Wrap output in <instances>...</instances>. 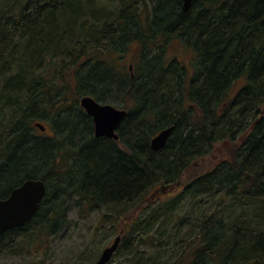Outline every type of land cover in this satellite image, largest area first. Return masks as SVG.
<instances>
[{
    "label": "trees",
    "instance_id": "16d2710c",
    "mask_svg": "<svg viewBox=\"0 0 264 264\" xmlns=\"http://www.w3.org/2000/svg\"><path fill=\"white\" fill-rule=\"evenodd\" d=\"M181 6L0 0V199L26 180L46 185L37 212L0 236V255L30 229L47 238L65 230L74 205L81 215L102 213V225H123L118 250L135 243L127 264H159L150 255L184 225L189 242L172 247L180 264H264V0H196L185 13ZM170 47L187 59L167 61ZM131 48L135 74L107 60ZM83 96L126 111L118 141L94 137ZM42 121L52 136L37 135ZM167 128L166 145L152 151L151 138ZM221 143L233 144L228 158L168 201L146 204L154 187L179 186ZM198 197L217 202L205 219L192 218ZM222 204L233 219L220 216Z\"/></svg>",
    "mask_w": 264,
    "mask_h": 264
},
{
    "label": "rangeland",
    "instance_id": "374dc122",
    "mask_svg": "<svg viewBox=\"0 0 264 264\" xmlns=\"http://www.w3.org/2000/svg\"><path fill=\"white\" fill-rule=\"evenodd\" d=\"M153 54V51H151L148 56L153 57ZM178 56L183 59H187L188 57L184 52H182L181 56L179 50L177 51L172 47L169 49L167 48L163 53V57H165L167 61H170V58H177ZM61 59L62 58L59 60L61 61ZM107 60L114 66L115 64L113 61H116L118 62V67H123L127 70L130 67L131 70L129 69V71L135 74L138 53L134 48L124 49L121 54L115 53L110 55ZM117 66L115 67L118 68ZM102 69L105 70L104 68ZM72 80L73 78L70 79V81ZM69 97H71V100L76 98L74 89L69 90ZM117 99L119 98H116V100ZM111 105L117 109H121L120 105L116 101ZM49 122L50 121H42V124H44L46 128L45 133L39 132V130L34 127L37 135H53V131ZM230 147L232 149L233 144H219L216 147V151L213 155H209L204 160L197 161L195 166L188 169L179 186H169L168 188L166 186L154 187L152 191L146 195V204L154 208L158 203L161 202V200L168 201L169 198H173L180 192V189H182L196 177L209 171L219 160L228 158L230 154ZM186 203L187 202L184 201L180 204L179 208L177 207L178 213H182L185 209H188ZM210 203L211 200H209V204L206 205V201L204 199L202 200L201 197H198L197 203L192 205L193 208L191 212L194 214L192 218L197 217L198 220L200 217L202 219L208 217L207 213L208 210L211 209L212 204H217V202H213L212 204ZM224 207L225 206L223 204L222 207H219L220 216L223 218L233 219L232 216H234L235 213L233 211H228L229 207ZM78 208V206L75 207L73 205L69 210L67 214L68 216L65 230H58L56 234L49 235L48 238L40 235H37L40 237H36V233H38L36 229H30L29 232L24 236H16L14 239H12V245L8 247L7 252L3 255H0V264H91L92 258H98L101 251L106 246L110 245L113 239L120 233L123 225L119 222L113 223V221L104 223L102 225V213L91 212L88 215H81ZM132 216L133 213L127 216L126 221H129L135 215L133 217ZM100 222L102 229L100 228V231H96V229H98L100 226ZM226 222L227 220H223L224 225L227 224ZM179 229V227H176V229L172 231L170 234V244L162 247V249L159 251V254L158 252H154L150 255V257L152 255L155 256V259H153L154 261H159V264H180L176 260L177 256H174L176 250H173L172 247L174 245L176 246L177 243L182 244L176 247H185L189 240H186L184 237L187 238L190 229L187 227V225H184L182 229ZM161 242L163 245H165L167 243L166 237L165 239H162ZM134 246L135 243L131 241L127 244V246H121V249L118 250V255L111 259V263L127 264L125 256H130L129 251H132ZM142 250L146 251L145 248H142ZM84 251L87 253L82 255V252ZM145 259L150 258L148 255H146Z\"/></svg>",
    "mask_w": 264,
    "mask_h": 264
},
{
    "label": "water",
    "instance_id": "95a60500",
    "mask_svg": "<svg viewBox=\"0 0 264 264\" xmlns=\"http://www.w3.org/2000/svg\"><path fill=\"white\" fill-rule=\"evenodd\" d=\"M181 1V9L185 13L196 0ZM79 104L85 113L91 117L96 138L106 137L115 141L118 140L116 130L126 116V111L116 109L111 105H101L89 96L82 97ZM34 126L41 132L45 130L40 123H36ZM170 133L171 128H167L154 135L150 140L151 150L160 151L166 145ZM45 194L46 187L42 181L27 180L12 190L6 199H0V235L14 227L23 226L36 213ZM120 240V236L116 237L109 247L102 250L93 264H107L116 252Z\"/></svg>",
    "mask_w": 264,
    "mask_h": 264
}]
</instances>
